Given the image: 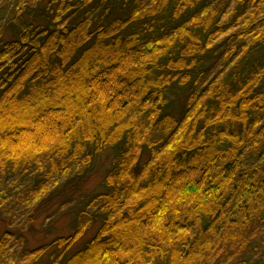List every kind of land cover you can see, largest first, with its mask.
Listing matches in <instances>:
<instances>
[{
	"label": "trees",
	"instance_id": "trees-1",
	"mask_svg": "<svg viewBox=\"0 0 264 264\" xmlns=\"http://www.w3.org/2000/svg\"><path fill=\"white\" fill-rule=\"evenodd\" d=\"M262 4L264 0H0V121L11 115L19 125L15 132L0 134V213L12 215L13 222L25 221L55 194L70 201L107 151V136L98 134L92 144L73 137L67 149L57 145L54 152L36 155L43 151L30 130L37 113L59 116L57 126L90 121L111 135L130 123L139 127L159 110L168 118L160 138L164 146L178 139L177 149L170 160L162 158L158 176L141 182L138 165L130 174L139 187L107 190L113 200L124 196L122 204L133 191L140 199L117 222L123 227L113 232L116 224L103 223L77 252L83 264L96 258L103 264H264V42L251 39L264 29V19L253 22L254 15L264 12ZM85 34L93 35L94 48L87 55H71L68 46ZM246 48L244 58L220 79ZM46 52L52 54L45 63ZM34 69L39 71L13 96V104L8 93ZM20 131L27 133L23 143L13 139ZM6 139L21 145L13 149L15 162L2 159ZM113 139L106 175L118 178L135 158V129L125 128ZM143 150L150 155L161 148L145 145ZM88 155L92 163L81 166ZM68 168L72 171L59 189L28 207L39 187ZM69 187L74 192L66 193ZM90 196L83 197L73 229L89 218L94 225L104 219L85 215L95 193ZM72 239L57 237L48 246L24 250V238L5 232L0 264H7L13 248L18 256L37 255L39 264H65L60 245Z\"/></svg>",
	"mask_w": 264,
	"mask_h": 264
},
{
	"label": "clouds",
	"instance_id": "clouds-1",
	"mask_svg": "<svg viewBox=\"0 0 264 264\" xmlns=\"http://www.w3.org/2000/svg\"><path fill=\"white\" fill-rule=\"evenodd\" d=\"M261 8H264V4L261 5ZM257 11H259V9H257ZM257 19H264V12H261L258 18L255 15L253 16V22H255ZM245 27H247V24ZM232 31L235 30L233 29ZM251 39L253 43L264 42V29L252 33ZM94 46L95 40L93 35L85 34L76 43L69 45L68 47L71 49V55H87L94 48ZM249 47H251V45H249ZM233 51H235V49ZM247 51L248 48L241 52L240 55L237 56L236 59L233 60L226 69H224L220 79H224V77L228 75L229 71L236 67V65L244 58V55ZM52 52L54 53L56 50L53 49ZM51 54L52 53L48 52L45 53L43 58L45 63L47 62V57ZM65 55L67 56L68 54L65 53ZM229 55H231V53ZM227 59L228 57H225V61ZM37 71H39V69H34L33 72L28 73L22 79L21 84L8 93L9 101H11L13 104L15 103V101L12 100L13 96L21 90L22 86L27 83V81L32 79V77L35 75V72ZM39 78L40 77L38 76L36 77V79ZM32 82L35 83V80H32ZM217 83H219V80ZM91 107L92 106L89 105V108ZM85 114H87V110H85ZM141 115H143V113ZM59 119H61L59 116H42L40 113H37L36 122H30V130H34L33 135L39 137V148L43 149L42 152L37 153L36 155L54 152L56 151L57 145H61L67 149L73 137H82L84 142L92 144L97 141L98 134L100 139H104V137L107 136V139H104V144L106 149L110 151L111 146L116 142L113 137H116L117 133H120L125 128H134L136 132V144L138 147L135 149V158L131 159L130 163L124 165L128 171L120 175L118 178H113L112 176L108 175L103 176L96 185L95 198H92L88 204V211L85 213V215L90 217L91 214L96 213L104 219L100 223L94 225L89 218L87 221L81 223L79 227L72 230L70 235L73 237V239L70 241V243L67 245H60V259L65 261V264H83L81 255L77 254L79 251L78 246L91 240L103 223H107L108 225L116 224V227L112 228L113 232H115L117 228L123 227L122 223L117 224V222L121 221L128 208L140 199V195L133 191L128 193L129 198L127 202L122 204L121 201L124 200V196H120L113 200L107 195V190L125 184L136 185V187H139L137 181L130 174L133 169L137 168L138 165L143 168L142 174L140 176L141 182H147L153 174L158 176V165L161 163L162 158L168 156L170 160L179 143H177L178 139H174L171 144L164 146V140L160 138V129L165 123H167L168 118L162 117V113L159 110H154L150 115H148L145 123L141 124L139 127H136L135 123H130L128 125L116 128L115 131L111 133V135H108V130L106 127H95L90 121L85 120L77 121L74 126H71L70 123L57 126L54 121ZM132 120L135 122L137 117H132ZM18 128L19 125L11 115H9L6 120L0 121V134L8 131L15 132ZM26 135L27 133L25 131H20L19 135L14 136L13 139L21 140V143H23L22 138ZM190 139L191 136H189V140ZM145 145H147L148 149H155L159 147L161 148V151L158 154L157 152L152 151L150 155H145L143 150V146ZM20 146V144L13 146L11 139L4 140L2 147L8 151L4 153L2 157L3 161L15 162L16 154L13 152V149L16 148L18 150ZM184 146L186 147L187 144L185 143ZM193 147H195V145H193ZM76 150L78 153H82L84 151L79 145H77ZM9 152L11 153L10 155L8 154ZM58 155H63V153H58ZM129 155L132 154L130 153ZM152 157H155V159H152ZM73 159H76V157L74 156ZM91 163V156L88 155L83 159L81 166H88ZM39 170L40 172H44L45 169L43 165H40ZM71 171L72 169L68 168L67 171L63 172L59 179H55L54 182L50 184L46 183L42 187H39L38 190L33 194L28 207L38 206L44 200L49 198L54 191L61 187L62 183L67 181ZM77 171H79V168H77ZM53 172H56L55 166H53ZM158 188H163V185H159ZM125 191L127 192V189H125ZM146 210L147 209H142V211ZM62 211L71 215L73 214L74 209L69 208L66 204ZM163 223L164 221L160 220L158 225L162 227ZM102 235L106 237L109 235V233L103 232ZM188 235L190 234L188 233ZM15 253V248L10 250L9 255L11 258L7 260V264H39L38 256L35 254L18 256L15 255ZM88 264H103V261H100L99 258H96L95 261H89Z\"/></svg>",
	"mask_w": 264,
	"mask_h": 264
},
{
	"label": "rangeland",
	"instance_id": "rangeland-1",
	"mask_svg": "<svg viewBox=\"0 0 264 264\" xmlns=\"http://www.w3.org/2000/svg\"><path fill=\"white\" fill-rule=\"evenodd\" d=\"M112 158V150H107L102 158L96 160L91 172L81 184H78V189L75 192L72 191V187L66 188V193L74 192L68 202L63 199V194L61 197L55 194L51 201L37 209L33 215H28L25 221L18 218L13 222L12 215L0 213V238L5 232H10L14 237L24 238V250H34L50 245L57 237L70 236L77 212L84 206L83 197L85 199V196L88 197L95 193L97 183L111 168ZM13 202L12 199L11 203ZM66 204L69 208L74 209L73 214L70 215L62 211ZM89 241L79 245V250L84 248ZM50 252L51 250L47 255Z\"/></svg>",
	"mask_w": 264,
	"mask_h": 264
}]
</instances>
